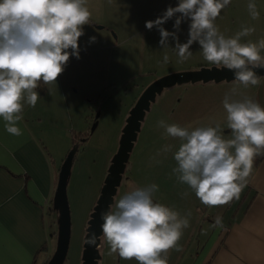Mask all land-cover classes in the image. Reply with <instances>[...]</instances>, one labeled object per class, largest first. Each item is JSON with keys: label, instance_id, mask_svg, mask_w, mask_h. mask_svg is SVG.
Here are the masks:
<instances>
[{"label": "clouds", "instance_id": "clouds-1", "mask_svg": "<svg viewBox=\"0 0 264 264\" xmlns=\"http://www.w3.org/2000/svg\"><path fill=\"white\" fill-rule=\"evenodd\" d=\"M230 3L231 0H179L161 17L146 21L145 27L158 29L163 49L169 48L170 37L176 41L172 49L177 52L178 63L192 57L190 48L198 42L205 61L217 69L234 70V85L260 86L264 77L253 69L264 68V38L242 43L241 38L255 32L254 27H242L234 36L225 37L215 24L221 10ZM247 8L253 20L259 19L255 0H249ZM91 15L87 0H0V117L9 134L22 135L17 122L23 120L24 102L35 107L41 98L35 91L39 82L57 85L70 57L79 58L78 40L84 35L83 26L90 24ZM174 16L176 31L169 32L162 25ZM184 20L190 21L189 38L180 43L177 32ZM163 62H169L167 54ZM222 103L227 128L231 130L229 139L222 135L218 122L190 130L158 121L166 136L181 141L173 156L177 163L173 173L209 207L239 199L253 172L255 158L264 153V106L258 100L233 99L229 94ZM171 147L165 146L163 151ZM158 190L154 183L134 188L119 199L114 197V204L101 213L99 239L110 246L109 254H118L123 260L135 259L139 264H168L170 250L182 251L179 241L189 227L191 213L181 216L155 202L153 196ZM216 226H223L219 216L213 224ZM97 239L93 233L87 243L96 245Z\"/></svg>", "mask_w": 264, "mask_h": 264}, {"label": "rangeland", "instance_id": "rangeland-1", "mask_svg": "<svg viewBox=\"0 0 264 264\" xmlns=\"http://www.w3.org/2000/svg\"><path fill=\"white\" fill-rule=\"evenodd\" d=\"M178 2L87 0L92 15L90 24L83 26L84 35L78 40L79 58L71 56L57 78V85L49 84L48 90L53 100L59 86L66 98L70 95L78 97L75 107L82 111L78 114L76 127L69 129L65 144L55 143L58 147L54 157L56 166L60 167L68 152L72 151L73 156L66 184L71 230L63 264L82 262L87 223L117 149L126 117L137 97L148 84L164 74L215 66L204 60L198 42H194L190 48L192 57L178 63L177 52L172 49L176 41L170 37L169 48L163 49L159 43L161 37L158 29L145 27L146 21L161 17L169 6L176 7ZM248 3L249 0H231L221 10L215 24L225 37L234 36L242 27H254L255 32L242 37L241 42H258L264 38V0H255L260 13L257 20L251 18ZM175 19L174 16L162 27L169 32L176 31L173 27ZM189 24V20H184L180 25L177 32L180 43H186L189 38ZM91 37H95V40L91 41ZM165 54L169 57L168 63L163 62ZM261 54L264 55V50ZM233 88L236 89L235 93L232 92ZM258 88L259 85L248 88L237 86L232 80L186 82L164 88L145 114L115 199L134 188L154 183L159 188L154 193V201L169 202L173 206L174 192L179 186L178 174L172 171L177 167L173 156L181 141L166 136L165 130L158 127V121L189 127L190 130L214 126L218 122L222 135L229 139L231 130L227 128V113L222 103L224 96L229 94L233 99L248 97L258 100ZM168 145L172 146L171 150L164 152ZM108 150L111 155L107 158ZM57 225L58 213L54 224L56 233ZM109 251L110 246L100 239L99 264H139L135 259L123 260L118 254H109Z\"/></svg>", "mask_w": 264, "mask_h": 264}, {"label": "crops", "instance_id": "crops-1", "mask_svg": "<svg viewBox=\"0 0 264 264\" xmlns=\"http://www.w3.org/2000/svg\"><path fill=\"white\" fill-rule=\"evenodd\" d=\"M49 87L39 82L35 107L24 102L21 136L9 134L0 117V264H44L55 249V143L65 144L82 111L75 107L78 97L66 98L57 86L54 101ZM178 185L173 206L161 204L191 215L182 251L170 250L168 264H264V157L255 158L239 199L226 205L206 206L188 185ZM218 216L223 226L213 227Z\"/></svg>", "mask_w": 264, "mask_h": 264}, {"label": "water", "instance_id": "water-1", "mask_svg": "<svg viewBox=\"0 0 264 264\" xmlns=\"http://www.w3.org/2000/svg\"><path fill=\"white\" fill-rule=\"evenodd\" d=\"M253 71H255L258 76L264 77V68H256L253 69ZM233 79L234 70H228L226 68L217 69L216 66H202L197 69L164 74L156 78L144 88L129 110L121 131L117 149L110 160L99 197L90 214L84 236L81 264H99V259L101 257L99 252V237L102 235L101 224L103 223L101 213L107 211L109 205L113 203L114 195L122 180L126 164L129 160L134 141L140 131L142 121L146 112L150 109L151 103L156 100L157 94H160L164 88L175 84L197 81L206 82L212 80L229 81ZM257 95L259 102L264 106V83L259 86ZM72 157V151L68 152L58 170L57 182L53 195V204L58 211L56 244L54 251L44 264H63L67 255L71 220L66 184ZM93 233H95L98 238L97 243L96 245H89L87 240Z\"/></svg>", "mask_w": 264, "mask_h": 264}, {"label": "trees", "instance_id": "trees-1", "mask_svg": "<svg viewBox=\"0 0 264 264\" xmlns=\"http://www.w3.org/2000/svg\"><path fill=\"white\" fill-rule=\"evenodd\" d=\"M257 157H258V158H259V157H261V158L264 157V153H262L261 155H259V156H257ZM257 157H256V158H257ZM128 161H129V160H128ZM34 260H35V261H33V263H36V258H35Z\"/></svg>", "mask_w": 264, "mask_h": 264}]
</instances>
